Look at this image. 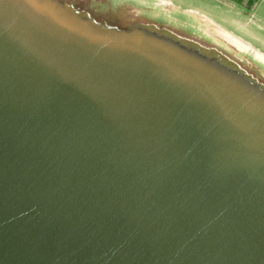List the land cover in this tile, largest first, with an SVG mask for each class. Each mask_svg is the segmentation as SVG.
<instances>
[{
	"label": "water",
	"instance_id": "1",
	"mask_svg": "<svg viewBox=\"0 0 264 264\" xmlns=\"http://www.w3.org/2000/svg\"><path fill=\"white\" fill-rule=\"evenodd\" d=\"M73 1L0 0V264H264L262 74Z\"/></svg>",
	"mask_w": 264,
	"mask_h": 264
},
{
	"label": "rangeland",
	"instance_id": "2",
	"mask_svg": "<svg viewBox=\"0 0 264 264\" xmlns=\"http://www.w3.org/2000/svg\"><path fill=\"white\" fill-rule=\"evenodd\" d=\"M76 1L70 3L75 13L79 10L90 12L95 25L100 28L126 27L135 19L133 18L135 15L129 17L128 14L138 11L139 19L154 21L209 43L221 42L220 48H226L228 53L242 59V65H246L245 59L250 60L254 67L248 66L254 69L258 76L262 74L264 78V65L255 60L250 52L232 48L229 43L208 32L207 28L189 12V9H196L205 13L223 28L264 53V0H172L175 8L169 12L163 11L155 4V0H105L104 2L89 0V6L81 3L82 0ZM102 17L106 22L100 20Z\"/></svg>",
	"mask_w": 264,
	"mask_h": 264
},
{
	"label": "bare ground",
	"instance_id": "3",
	"mask_svg": "<svg viewBox=\"0 0 264 264\" xmlns=\"http://www.w3.org/2000/svg\"><path fill=\"white\" fill-rule=\"evenodd\" d=\"M155 4L159 5L161 9L167 11L173 10L175 8V5L171 0H155ZM86 5L89 6V0L86 1ZM189 12H191L192 15L195 16L199 20V22L207 28L208 32L214 33L217 38L229 43L232 48L250 52L255 60L264 65V53L258 48H254L249 42L233 34L231 31L223 28L220 24H218L215 20H213L206 14L199 12L196 9H189ZM133 15H136L135 12L134 14H128L129 17ZM245 61L247 65H252V63L248 59H246ZM252 66L254 67V65Z\"/></svg>",
	"mask_w": 264,
	"mask_h": 264
},
{
	"label": "crops",
	"instance_id": "4",
	"mask_svg": "<svg viewBox=\"0 0 264 264\" xmlns=\"http://www.w3.org/2000/svg\"><path fill=\"white\" fill-rule=\"evenodd\" d=\"M95 1H97V0H95ZM105 0H100V2H104ZM172 1V0H171ZM175 5V4H174ZM200 6V5H199ZM163 11H166V12H169V11H167V10H164V9H162ZM203 13V12H202ZM135 14H136V12H135ZM205 14V13H204Z\"/></svg>",
	"mask_w": 264,
	"mask_h": 264
}]
</instances>
